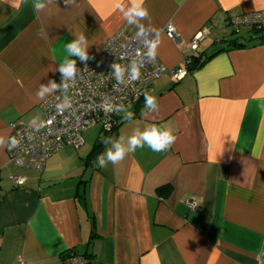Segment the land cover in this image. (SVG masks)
I'll return each instance as SVG.
<instances>
[{"label": "crops", "instance_id": "obj_1", "mask_svg": "<svg viewBox=\"0 0 264 264\" xmlns=\"http://www.w3.org/2000/svg\"><path fill=\"white\" fill-rule=\"evenodd\" d=\"M134 3L148 14L131 13ZM259 11L264 0H0V264H69L86 254L93 264H264V38L228 26ZM139 30L157 42L167 72L190 57L203 66L179 82L166 73L151 87L155 108L145 98L123 109L116 132L101 130L88 146L84 136L43 172L15 167L12 125L43 120L40 105L66 82L61 65L76 68ZM198 33L204 40L193 52ZM81 35L88 59L65 60L64 46ZM151 127L176 137L169 149L145 145L115 164L107 159ZM163 187H171L166 196Z\"/></svg>", "mask_w": 264, "mask_h": 264}, {"label": "built area", "instance_id": "obj_2", "mask_svg": "<svg viewBox=\"0 0 264 264\" xmlns=\"http://www.w3.org/2000/svg\"><path fill=\"white\" fill-rule=\"evenodd\" d=\"M228 26L264 32V11L233 17ZM165 32L170 39H179L172 25ZM203 40L204 33H198L190 43L191 50L197 52ZM151 42V35L144 30L132 37L120 34L97 56L76 67L73 75L66 77L65 84L40 105L44 117L40 123L12 125L13 135L7 145L9 161L18 169L43 172L47 161L62 149L81 148L84 134L92 127L100 126L105 134H112L120 112L137 104L145 94L149 95L152 84L166 73L175 82L184 79L193 57L180 69L167 72L156 53L149 55ZM114 64L121 68L119 79L112 67ZM133 69L139 73L136 78ZM58 105L65 106L58 108ZM13 139L17 141L15 146H11ZM9 179L17 187L26 184L24 177L10 176ZM186 205L193 211L198 210L194 199H187ZM69 264H86V261L71 257Z\"/></svg>", "mask_w": 264, "mask_h": 264}, {"label": "clouds", "instance_id": "obj_3", "mask_svg": "<svg viewBox=\"0 0 264 264\" xmlns=\"http://www.w3.org/2000/svg\"><path fill=\"white\" fill-rule=\"evenodd\" d=\"M116 7H120L119 4L115 5ZM34 7L36 9H40L44 7L42 3L36 2L34 4ZM131 13H134L136 16L139 17H144L148 14L147 9L142 8L140 3H134V6L130 10ZM127 15V14H126ZM84 43V37L81 35L79 39H77L74 42H71L67 45L64 46V52L66 53L65 55V60L67 55H72V56H77L79 59L83 62L86 59H88V55L83 47ZM156 43L157 42H151L150 44V52L149 55H154L155 54V48H156ZM75 62H66L61 65L60 67V72L63 73L65 76H72L73 73L76 71ZM115 69L116 75L119 79L121 75V68L119 65L114 64L112 66ZM139 76V73L133 69V77L136 78ZM52 88H56V84L51 85ZM67 87V85H65ZM49 91L48 88H43L42 92L40 95H43V92ZM146 98V105L149 108H155L156 107V99L153 96H149L145 94ZM65 105H58V108H63ZM131 113H128V116L131 117ZM176 137L171 133L169 130H165L161 132L157 127H151L148 130L144 132H134L127 141V148L120 146L119 144L116 145V150L113 151H108L106 153L107 159L111 161L112 163H117L118 161L122 160L127 153L129 152H134L137 148H142L145 145L149 147L153 152H162L166 151L167 149L170 148V146L174 143ZM17 141L15 139L11 140V146H15ZM99 162L101 165H104V157L101 156L98 158Z\"/></svg>", "mask_w": 264, "mask_h": 264}, {"label": "trees", "instance_id": "obj_4", "mask_svg": "<svg viewBox=\"0 0 264 264\" xmlns=\"http://www.w3.org/2000/svg\"><path fill=\"white\" fill-rule=\"evenodd\" d=\"M255 31V30H254ZM256 33L257 34H261V35H263V37H261L262 39L264 38V32L263 31H256ZM241 48V47H243V45L242 46H238V45H235V46H233V48ZM203 64L204 63H200V61H199V59L198 58H196V57H194V58H192V64H191V66L189 67V70H194V69H198V68H200V67H202L203 66ZM145 99V97L142 99V100H140L139 102H138V105H140L141 103H143V100ZM119 120H118V124H117V126H116V128H115V132L117 131V129L119 128ZM102 130V129H101ZM101 146H102V144L100 143L99 145H96L95 147H94V149L92 150V152H91V154L88 156V158H87V162H89V163H91L92 161H94L97 157H98V155H99V153H100V151H101ZM89 163H87V164H89ZM171 190V187H163V188H160L159 190H158V194L159 195H161V196H166V194H168V192ZM73 257H81V258H83L85 261H86V264H93L92 263V257H91V255H84V256H78V255H74ZM65 258L66 257H64V260H65Z\"/></svg>", "mask_w": 264, "mask_h": 264}, {"label": "rangeland", "instance_id": "obj_5", "mask_svg": "<svg viewBox=\"0 0 264 264\" xmlns=\"http://www.w3.org/2000/svg\"><path fill=\"white\" fill-rule=\"evenodd\" d=\"M128 110V109H127ZM126 110V111H127ZM129 111V110H128ZM100 131H101V127L100 126H95V127H92L90 130H88L85 134H84V136H85V138H86V141H87V146H88V144L89 145H92V144H94V142L96 141V139H97V137H98V135H99V133H100ZM86 148V147H85ZM84 148V149H85ZM83 149V150H84ZM22 170V169H21ZM23 171H27V170H23Z\"/></svg>", "mask_w": 264, "mask_h": 264}]
</instances>
